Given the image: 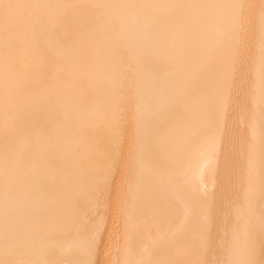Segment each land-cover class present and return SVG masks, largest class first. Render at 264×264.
<instances>
[{"label":"bare ground","instance_id":"obj_1","mask_svg":"<svg viewBox=\"0 0 264 264\" xmlns=\"http://www.w3.org/2000/svg\"><path fill=\"white\" fill-rule=\"evenodd\" d=\"M37 5H229L239 0H11ZM259 4V0H244ZM226 7L40 8L42 22L5 43L0 33V258L5 181L10 226L29 254L87 260L103 220L100 264L143 259L264 264V65L259 12L241 71L222 37ZM103 12L104 23L95 18ZM66 17L64 27L51 22ZM112 19L119 20L113 31ZM149 56H145V52ZM122 100L118 101V98ZM117 102L140 143L124 163L110 210L87 192L105 167ZM9 162L7 174L5 161ZM71 217L74 227L61 224ZM227 228V237L225 236ZM106 229V230H105ZM235 229L237 243L231 253ZM210 237V241H209ZM207 242V246H206Z\"/></svg>","mask_w":264,"mask_h":264},{"label":"snow or ice","instance_id":"obj_2","mask_svg":"<svg viewBox=\"0 0 264 264\" xmlns=\"http://www.w3.org/2000/svg\"><path fill=\"white\" fill-rule=\"evenodd\" d=\"M146 7H165L172 9H200L210 7H226L229 15L224 22V31L222 37L232 46L234 54L237 56L239 68L242 71L246 67L248 53V38L253 31L257 9L259 12V27L261 38V63L264 65V0H259V4L247 3L244 0H239L237 3L229 5H198V4H176V5H37V4H22L11 2V0H0V33L3 34L5 43L14 42L16 34L22 29L34 27L42 22V17L36 14L35 10L40 8H92L104 10L109 8H146ZM99 23H104V14L100 12L95 18ZM56 27H64L66 25V17L56 16L51 21ZM120 21L112 19L110 25L113 31H119ZM149 52H145V56H149ZM262 94H264V80H262ZM122 97L118 98V101ZM108 143L105 151L106 164L100 173V178L93 182L90 186L88 195L95 201L97 207L103 206L105 210H110L113 204V193L116 191L118 182L127 184L128 169L124 163L126 157V147L129 153L134 151L140 143L139 135V118L137 117V127L131 134L129 133L128 112L122 103L117 102L112 112L111 119L108 124ZM9 167V162L5 161V172ZM5 201L3 210V248L4 258H0V264H100L98 260H93L91 257L98 252V249L103 244L101 228L103 220L96 224L93 234L85 237L84 243L88 252V259H69V258H50L52 250L48 248L41 249L40 258L36 259H16L15 255L22 247L30 254L37 243V239L33 238L31 243L25 245L23 238L19 233H14L10 226V200L18 191L17 186L9 184L7 179L4 186ZM61 226L64 229L71 230L74 227V221L71 217L62 221ZM106 230V229H105ZM225 236L227 237V228H225ZM210 241V237H209ZM237 239L235 229L231 241H225L224 248L231 253L236 246ZM207 246V242H206ZM242 247L247 255L245 259H229L224 261L211 262L206 259H198L183 264H256L252 259V241L251 237L246 233L245 239L242 242ZM136 264H182L176 260L162 259H143Z\"/></svg>","mask_w":264,"mask_h":264}]
</instances>
